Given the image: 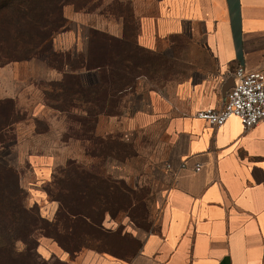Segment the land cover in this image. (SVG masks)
Returning a JSON list of instances; mask_svg holds the SVG:
<instances>
[{
  "label": "crops",
  "instance_id": "obj_1",
  "mask_svg": "<svg viewBox=\"0 0 264 264\" xmlns=\"http://www.w3.org/2000/svg\"><path fill=\"white\" fill-rule=\"evenodd\" d=\"M134 13L139 48L172 51L179 40L188 48L174 57L178 68L174 86L164 92L148 91L145 109L127 118L142 128H161L168 139L169 167L164 172L169 185L162 190L157 215L147 232L135 236L138 245L130 255L82 249L70 257L45 237L38 239L37 254L45 261L56 258L66 264H264V125L243 130L231 117L214 129L195 117L198 111L222 108L236 68L264 72V0H156L149 11ZM63 16L69 29L62 34L72 44L71 53L86 42L89 29L122 37V20L109 13L66 6ZM26 64L14 68L21 71ZM47 72L48 82L62 80L54 69ZM16 78V74L2 78L0 100H17ZM41 95L40 113L65 116ZM68 141H60L63 149L71 142L82 143ZM82 155L62 161L50 154L28 157L33 167L41 164L48 173L43 187L46 219L54 217L57 204L45 187L69 161L84 165L87 156L84 151ZM102 226L108 232L119 228L108 215Z\"/></svg>",
  "mask_w": 264,
  "mask_h": 264
},
{
  "label": "trees",
  "instance_id": "obj_2",
  "mask_svg": "<svg viewBox=\"0 0 264 264\" xmlns=\"http://www.w3.org/2000/svg\"><path fill=\"white\" fill-rule=\"evenodd\" d=\"M102 4L103 0H0V60L8 63L29 60L40 50L52 53L55 59L49 68L61 73L62 80L49 82L43 89L45 102L67 118H75L80 135L74 138L91 146V152L84 153L98 163L97 167L88 168L84 167L88 164L69 161L56 170L45 187L49 199L57 204L51 220L41 215L37 204L30 207L26 204L27 193L21 187L19 170L0 163V264H66L56 258L47 261L40 258L34 250L41 237L54 241L70 257L82 249H91L89 245L93 242L106 246L105 250L108 245L114 248L115 244L129 247L135 243L137 248V242L131 243L120 230L108 232L102 226L107 215L114 219L118 213H127L132 193L122 181L108 176L105 167L106 159L119 158L123 143L98 133L97 126L101 118L121 115V100L136 84L134 56L140 57L142 53L145 54L142 59H146L150 55L155 63L159 56L136 45V17L133 11L125 10L121 0H108L107 6L99 10ZM66 6L86 13L99 10L101 14L109 13L121 19L122 37L89 29L81 53L55 51V37L69 29L63 16ZM86 73L93 74L91 82L85 80ZM74 111L76 115L72 114ZM21 119L15 100H0V150L14 139L15 127ZM98 249L93 250L123 256Z\"/></svg>",
  "mask_w": 264,
  "mask_h": 264
},
{
  "label": "rangeland",
  "instance_id": "obj_3",
  "mask_svg": "<svg viewBox=\"0 0 264 264\" xmlns=\"http://www.w3.org/2000/svg\"><path fill=\"white\" fill-rule=\"evenodd\" d=\"M95 1L97 0H93V2ZM121 1L126 5L125 10L127 12L133 11V15L136 17L135 10L137 12L149 11L156 0ZM107 2L108 0H103L99 10L104 9ZM95 20L100 22L97 19ZM96 21L94 22L96 23ZM78 35H81V32H78ZM83 35L85 36L84 33ZM54 41L55 51L61 53L71 51L72 44L66 43L63 34L57 35ZM84 43L83 41L80 43L81 46L75 54L81 53ZM187 49L186 42L179 40L174 50L157 52L159 60L156 63L150 55H147L146 59H142L145 54L140 53V57H137L138 55L135 53L136 57L134 56L132 67L136 73V84L134 89L132 91L128 90V93L121 100L123 106L120 111L121 115L119 117L101 118L98 122V133L118 138L123 143V146L119 148V158L117 160L113 158L106 159L105 167L106 172H109L108 176L117 181H122L132 193L130 196L132 198L130 209L127 210V213H118L114 218L121 235L128 238L131 243L135 241L136 235L147 232L151 228L157 215L162 190L169 185V178L164 172V168L168 170L165 159L169 153V147L168 139L161 128H142L138 124L128 123L127 118L145 109L143 105L145 104L144 96L148 91L164 92L174 86V81L178 79L176 75L178 68L175 65L176 62L174 63V57L186 52ZM50 54L52 53L40 50L36 56L29 60L22 59L21 61L9 63L0 60V81H2V78H8L11 74H16V79L19 80L16 84V103L20 117L23 118L15 127L14 139L0 150V163L11 165L19 170L21 187L27 193L26 204L29 207L37 204L40 207L39 211L42 216H44L43 187L48 179V173L45 172L41 164L36 163L37 165H34L36 167H33L28 161V157L50 154L57 161H62L66 156L79 157L85 150L91 152V146L86 142H82L81 146L78 143L74 145L71 142L66 148H62L60 141L64 142L66 140L68 143L69 139L74 140V137L80 135L78 125L74 131L65 130L69 126L75 127V118L69 119L66 115L63 117L51 112L44 115L38 109L37 103L40 99L42 100L43 89H46L49 83L47 81L49 63L55 59ZM24 63H29V65H24L21 71L14 68L15 64L20 66ZM86 74L88 75L85 80L91 82L93 74ZM137 74L140 76H136ZM8 88H10L9 82ZM83 134L84 132H82ZM82 161L84 165L88 164L84 167L98 166L97 160L89 157L83 158ZM130 210L135 217V221L128 215ZM37 238L39 237L37 236ZM89 246H91V249L99 248L100 251H102L101 248L106 249V246L95 242ZM17 247L21 248V245L17 244ZM135 248V243H132L129 247H120V245L115 244L114 248L108 245V250L105 251L115 255H130Z\"/></svg>",
  "mask_w": 264,
  "mask_h": 264
},
{
  "label": "built area",
  "instance_id": "obj_4",
  "mask_svg": "<svg viewBox=\"0 0 264 264\" xmlns=\"http://www.w3.org/2000/svg\"><path fill=\"white\" fill-rule=\"evenodd\" d=\"M233 78V87L228 91L222 108L201 110L195 117L214 129L222 127L231 117L240 121L243 130L264 125V72L238 67ZM199 169L196 164L194 170Z\"/></svg>",
  "mask_w": 264,
  "mask_h": 264
}]
</instances>
